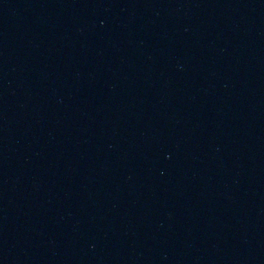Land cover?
Masks as SVG:
<instances>
[{"label": "water", "instance_id": "water-1", "mask_svg": "<svg viewBox=\"0 0 264 264\" xmlns=\"http://www.w3.org/2000/svg\"><path fill=\"white\" fill-rule=\"evenodd\" d=\"M0 264H264V0H0Z\"/></svg>", "mask_w": 264, "mask_h": 264}]
</instances>
